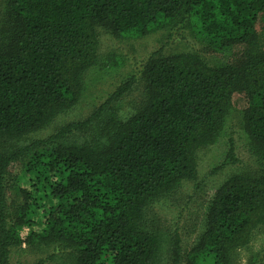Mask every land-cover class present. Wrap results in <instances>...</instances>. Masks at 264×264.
Here are the masks:
<instances>
[{
    "label": "trees",
    "instance_id": "obj_1",
    "mask_svg": "<svg viewBox=\"0 0 264 264\" xmlns=\"http://www.w3.org/2000/svg\"><path fill=\"white\" fill-rule=\"evenodd\" d=\"M175 26L202 49L153 52L85 119L29 138L79 102L100 31L136 38ZM237 93L257 170L220 186L184 254L151 208L196 180V151L224 137ZM235 163L230 139L224 164ZM36 217L27 242L47 255L35 264H233L264 226V0H2L0 264H19V232Z\"/></svg>",
    "mask_w": 264,
    "mask_h": 264
},
{
    "label": "rangeland",
    "instance_id": "obj_2",
    "mask_svg": "<svg viewBox=\"0 0 264 264\" xmlns=\"http://www.w3.org/2000/svg\"><path fill=\"white\" fill-rule=\"evenodd\" d=\"M159 49H162V55L169 56L183 52H199L202 45L192 36L189 29L179 26L136 38L116 37L100 31L98 63L84 74V90L79 102L67 112L57 116L46 128L29 135V138H46L68 123L85 119L130 76L138 77L142 64L150 54ZM140 90L141 84L134 86L126 101L136 99ZM128 108L129 106L123 112ZM244 108L243 95L234 94L224 137L216 144L196 151V180L183 181L174 196L158 200L151 208L164 226L178 234L184 254L203 232L208 205L220 186L233 174L244 171L254 173L257 170L255 160L248 151V140L243 130ZM230 139L233 141L234 155L238 163L224 164ZM12 173L19 178L20 186L26 188L28 176L19 167L12 169ZM41 226L40 218L33 227L23 228L19 232L20 240L23 242L20 246L22 250L16 256L19 264H35L46 257V252L33 249V246L27 242L28 235L31 232H38ZM233 264H264V226L253 232L246 248L239 249L233 254Z\"/></svg>",
    "mask_w": 264,
    "mask_h": 264
}]
</instances>
